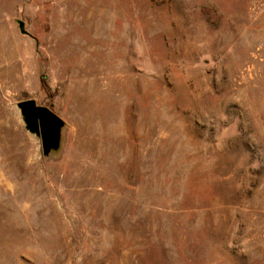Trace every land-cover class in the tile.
I'll return each mask as SVG.
<instances>
[{"label":"rangeland","instance_id":"1","mask_svg":"<svg viewBox=\"0 0 264 264\" xmlns=\"http://www.w3.org/2000/svg\"><path fill=\"white\" fill-rule=\"evenodd\" d=\"M0 264H264V0H0Z\"/></svg>","mask_w":264,"mask_h":264},{"label":"water","instance_id":"2","mask_svg":"<svg viewBox=\"0 0 264 264\" xmlns=\"http://www.w3.org/2000/svg\"><path fill=\"white\" fill-rule=\"evenodd\" d=\"M20 34L29 35L24 23L16 21ZM26 130L41 139L42 155L48 156L58 150L63 121L50 109L38 106L35 101L24 99L17 103Z\"/></svg>","mask_w":264,"mask_h":264}]
</instances>
